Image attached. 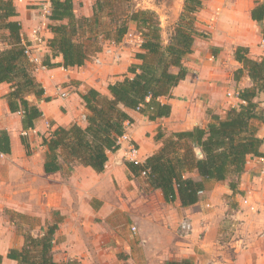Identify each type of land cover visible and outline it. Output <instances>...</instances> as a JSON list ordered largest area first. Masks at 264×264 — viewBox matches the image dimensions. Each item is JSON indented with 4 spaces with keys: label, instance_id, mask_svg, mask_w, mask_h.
<instances>
[{
    "label": "crops",
    "instance_id": "crops-1",
    "mask_svg": "<svg viewBox=\"0 0 264 264\" xmlns=\"http://www.w3.org/2000/svg\"><path fill=\"white\" fill-rule=\"evenodd\" d=\"M31 1L34 0H13L21 32L27 40L32 39L31 28L37 17L47 21L49 11L48 0H44L42 15L40 8L28 6L37 4ZM94 1L73 0L76 16H90ZM255 2L248 0L249 19ZM250 21L257 27V33L240 32L239 28L235 32H215L212 38H195L192 52L184 59L188 68L186 77L172 88L170 97L161 98L171 105L169 116L149 120L139 111H127L132 121L125 122L124 132L138 146L142 163L159 147L160 141L154 138L159 129L169 133L202 126L209 119L208 112L223 116L228 108L239 104V98L228 96V92L250 86L251 81L246 73L238 80L233 78L234 71L241 67L233 57L235 47H248L252 58L264 56L259 28ZM43 25L44 31L40 32L43 41L36 49L41 59L48 52L46 40L52 36L46 23ZM140 42L139 34L131 25L122 41L105 42L102 50L82 66L45 67L46 71L35 74V69L40 70L41 66L32 63L34 75L44 88L43 96L48 100L27 97L42 111L31 129H23L20 112L9 110L3 97L9 85L0 83V131L8 132L11 147L10 153H0V264H16L6 256L7 252L21 248L27 232L24 227L20 230L22 225L15 223V219L4 218V210L29 216L40 229L38 234L52 220H45L50 211L53 216L56 213L62 216L52 245L53 257L59 262L167 264L189 259L193 264H264L261 157L247 158L239 178V193H232L226 180H209L200 200L190 207H182L178 200L166 202L161 191L152 189L144 176L130 171L123 158L126 143L108 153L101 173L89 166L70 167L67 163L55 173L43 171L46 148L41 143L42 135H48L56 126L83 124L86 109L79 93L94 88L107 94L108 84L128 75L129 65L137 62L134 54ZM53 61L60 62L61 57ZM63 91L67 92L65 97L60 95ZM256 100L259 108H263L264 94L260 93ZM252 124L257 135L264 138V122L254 120ZM22 134L28 137L30 154H26L21 143ZM260 150L264 153V141ZM185 213L193 219V228L187 237H179L176 221ZM225 217L229 220H224ZM223 230L231 233L222 238Z\"/></svg>",
    "mask_w": 264,
    "mask_h": 264
},
{
    "label": "trees",
    "instance_id": "trees-1",
    "mask_svg": "<svg viewBox=\"0 0 264 264\" xmlns=\"http://www.w3.org/2000/svg\"><path fill=\"white\" fill-rule=\"evenodd\" d=\"M49 11L46 28L52 34L46 40L48 52L42 65L52 68L79 67L95 53L102 50L105 42L119 43L133 25L141 42L128 75L111 82L108 93L94 88L80 92L86 109L85 122H74L67 127L56 126L48 135H42L45 146L43 171L55 173L64 163L70 167L83 165L95 172H103L108 153L116 151L117 137L125 130V122L132 118L128 110H136L149 120L167 117L171 105L161 101L170 97L171 90L183 80L188 68L184 59L192 52L196 37L205 36L197 28L196 13L202 0H184L182 10L173 31L166 42L162 40V27L156 11L150 8H135L131 0H95L90 16H76L73 0H48ZM264 38V0H256L249 11ZM18 11L13 0H0V83H7L4 94L11 112H20L24 130L34 127L42 115L36 103L45 99L44 88L34 75V65L25 54L30 44L21 32L17 19ZM104 21H106L104 23ZM246 46L238 45L234 59L241 65L233 73L238 80L244 73L251 85L240 88V102L230 107L223 116L208 112L209 119L202 126L166 133L159 129L154 136L159 147L142 164L126 162L135 175L148 169L145 179L152 189L161 191L168 203L179 201L182 207L196 204L205 189V182L224 181L232 193H239L238 183L249 156H264L260 148L264 138L257 135L252 121L264 122V107L259 108L256 98L264 94V56L252 58ZM60 56V62L53 59ZM26 154H30L28 137L20 135ZM10 137L6 130L0 131V153H10ZM196 173L195 176L189 175ZM19 218L30 219L21 213ZM62 221L56 213L47 222L42 232L33 235L24 233L21 248H11L7 257L16 264H78L75 260L56 261L52 254L55 233ZM1 259V257H0ZM126 264V263H123ZM167 264H193L189 259L169 261Z\"/></svg>",
    "mask_w": 264,
    "mask_h": 264
},
{
    "label": "rangeland",
    "instance_id": "rangeland-1",
    "mask_svg": "<svg viewBox=\"0 0 264 264\" xmlns=\"http://www.w3.org/2000/svg\"><path fill=\"white\" fill-rule=\"evenodd\" d=\"M31 2L37 4H30L28 6H36L37 8H40L41 10L39 11V14L41 13L42 15L45 5L44 0H34ZM183 2L184 0H131L130 4H132V6L135 8H150L157 12L162 27V40L163 42H166L169 35L173 31L175 22L178 19L180 11L182 10ZM202 4V8L199 10L200 13L196 14L197 28L201 32H204L206 39L212 38L213 34H216L215 32H235L239 28H241L240 32H258L257 27L253 24V22L250 21L249 16L247 15V9L249 6L248 0H202ZM47 22L48 20L45 21L43 17H37L35 20V26L33 28H38V32H43V23L47 24ZM105 22L106 21H104V23ZM244 27H246V29H244ZM33 28H31V30ZM40 71L46 70L40 67V70L35 69V74H38ZM205 213L207 214L212 212ZM188 214L189 213H185L176 221V233L179 237H187L191 233V230L185 232L179 227L180 220L184 217H188L191 222L193 221V219L188 216ZM3 216L7 219L13 218L15 219V223H20L22 225L20 228L21 231L23 227L25 230H27V232L31 231L35 235H37L40 231L38 227L34 226L35 221L31 219L19 218L16 213H11L8 210L3 211ZM52 216V211H50L48 217L45 220L48 221L49 219L53 218ZM224 220L228 221L229 217H225ZM28 226L31 228L29 229ZM16 231L19 232L18 229H16ZM230 233L231 232L228 230H223V235L221 237H227Z\"/></svg>",
    "mask_w": 264,
    "mask_h": 264
},
{
    "label": "built area",
    "instance_id": "built-area-1",
    "mask_svg": "<svg viewBox=\"0 0 264 264\" xmlns=\"http://www.w3.org/2000/svg\"><path fill=\"white\" fill-rule=\"evenodd\" d=\"M21 1V0H19ZM32 39L28 40L30 44H28L25 47V54L28 57L29 61L35 66H41L42 68H45L46 66L42 65V59L38 56L36 53V49L39 44L42 43L43 38L40 34V31L38 32V28H33L31 31ZM260 46L262 47L264 51V38L260 41ZM62 97H65L67 95V92L63 91L60 94ZM228 96H237V92H228ZM83 119H85V116H82ZM26 135V134H25ZM126 143V146L123 149V158L126 162L133 163L135 165L142 164L140 154H139V148L138 146L132 141L129 134L126 132H123L120 136L117 137L116 145L118 146V149L122 147V144ZM261 163V170L264 173V156L260 158ZM148 169L146 168L141 172L143 176L147 175ZM203 191H198L199 195H202ZM244 202H247L246 199H243ZM179 227L182 231L188 232L192 229V223L188 217H184L180 220ZM132 231L135 230V227H131Z\"/></svg>",
    "mask_w": 264,
    "mask_h": 264
}]
</instances>
